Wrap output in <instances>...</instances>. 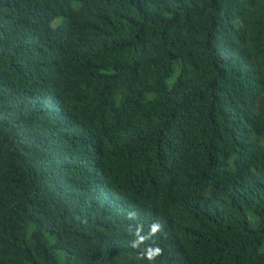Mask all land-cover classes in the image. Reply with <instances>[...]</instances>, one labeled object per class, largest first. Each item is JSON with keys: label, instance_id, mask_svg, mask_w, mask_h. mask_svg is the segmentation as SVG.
Returning a JSON list of instances; mask_svg holds the SVG:
<instances>
[{"label": "trees", "instance_id": "obj_1", "mask_svg": "<svg viewBox=\"0 0 264 264\" xmlns=\"http://www.w3.org/2000/svg\"><path fill=\"white\" fill-rule=\"evenodd\" d=\"M0 264H264V0H0Z\"/></svg>", "mask_w": 264, "mask_h": 264}, {"label": "clouds", "instance_id": "obj_2", "mask_svg": "<svg viewBox=\"0 0 264 264\" xmlns=\"http://www.w3.org/2000/svg\"><path fill=\"white\" fill-rule=\"evenodd\" d=\"M131 216V214H130ZM160 230V226L158 224H154L151 228V232L152 234H155L156 232H158ZM136 236L139 237L140 235V229L138 228L136 230ZM143 242V238H139L137 241L133 242L132 246L133 247H137L139 245V243H142ZM161 249L159 248H156V249H150L147 253V259L149 260H152L154 259L156 256L160 255L161 254Z\"/></svg>", "mask_w": 264, "mask_h": 264}, {"label": "bare ground", "instance_id": "obj_3", "mask_svg": "<svg viewBox=\"0 0 264 264\" xmlns=\"http://www.w3.org/2000/svg\"><path fill=\"white\" fill-rule=\"evenodd\" d=\"M104 197V196H103Z\"/></svg>", "mask_w": 264, "mask_h": 264}]
</instances>
